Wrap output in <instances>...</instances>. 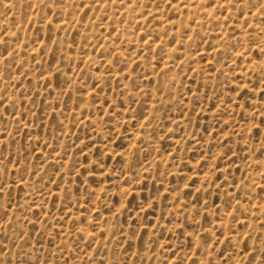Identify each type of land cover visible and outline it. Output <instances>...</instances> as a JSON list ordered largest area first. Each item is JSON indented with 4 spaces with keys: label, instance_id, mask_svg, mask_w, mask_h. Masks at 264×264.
<instances>
[{
    "label": "rangeland",
    "instance_id": "rangeland-1",
    "mask_svg": "<svg viewBox=\"0 0 264 264\" xmlns=\"http://www.w3.org/2000/svg\"><path fill=\"white\" fill-rule=\"evenodd\" d=\"M0 264H264V0H0Z\"/></svg>",
    "mask_w": 264,
    "mask_h": 264
},
{
    "label": "snow or ice",
    "instance_id": "snow-or-ice-1",
    "mask_svg": "<svg viewBox=\"0 0 264 264\" xmlns=\"http://www.w3.org/2000/svg\"><path fill=\"white\" fill-rule=\"evenodd\" d=\"M169 2H171V0H169Z\"/></svg>",
    "mask_w": 264,
    "mask_h": 264
}]
</instances>
